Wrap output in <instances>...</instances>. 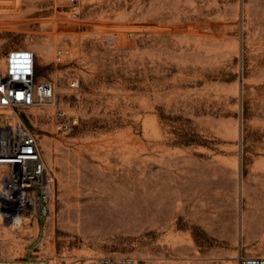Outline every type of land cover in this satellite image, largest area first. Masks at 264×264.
I'll return each instance as SVG.
<instances>
[{"label":"rangeland","instance_id":"rangeland-1","mask_svg":"<svg viewBox=\"0 0 264 264\" xmlns=\"http://www.w3.org/2000/svg\"><path fill=\"white\" fill-rule=\"evenodd\" d=\"M14 48L36 53L80 123L65 133L54 107L20 112L39 134L50 214L36 240L0 217V264L264 254V0H0V62Z\"/></svg>","mask_w":264,"mask_h":264},{"label":"built area","instance_id":"built-area-1","mask_svg":"<svg viewBox=\"0 0 264 264\" xmlns=\"http://www.w3.org/2000/svg\"><path fill=\"white\" fill-rule=\"evenodd\" d=\"M78 8L80 0H66ZM107 41H113L111 34ZM64 51L58 48L55 53L57 62L63 60ZM0 62V108H11L17 113L11 121L0 124V164L11 169L7 199L17 214L29 217L24 221L26 239H37L40 219L49 216L48 203L52 194V179L43 154L39 134L34 123L25 121L20 112L31 108H56L53 114L54 126L58 131L72 132L79 125V117L68 114L57 106L56 82L53 79L39 78L37 75L36 53L29 48H14L5 52ZM80 86L78 77L69 79V87ZM19 111V112H17ZM239 264H264V254H243L238 257ZM95 264H141L135 256L103 255Z\"/></svg>","mask_w":264,"mask_h":264},{"label":"bare ground","instance_id":"bare-ground-1","mask_svg":"<svg viewBox=\"0 0 264 264\" xmlns=\"http://www.w3.org/2000/svg\"><path fill=\"white\" fill-rule=\"evenodd\" d=\"M14 117H17V113H15L11 118L7 117L4 119H0V124L4 121H10ZM10 175L11 169L6 165L0 164V217L8 227L11 225H21L25 221V218H29H24V216L18 215L13 203L7 199V191L10 184ZM94 204L102 207L104 206V203L99 200Z\"/></svg>","mask_w":264,"mask_h":264}]
</instances>
